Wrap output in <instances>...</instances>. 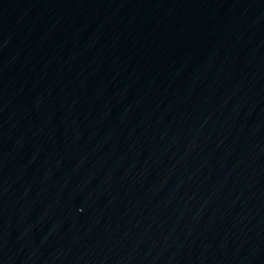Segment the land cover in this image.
I'll return each instance as SVG.
<instances>
[{
	"label": "water",
	"instance_id": "water-1",
	"mask_svg": "<svg viewBox=\"0 0 264 264\" xmlns=\"http://www.w3.org/2000/svg\"><path fill=\"white\" fill-rule=\"evenodd\" d=\"M0 264H264V0H0Z\"/></svg>",
	"mask_w": 264,
	"mask_h": 264
}]
</instances>
